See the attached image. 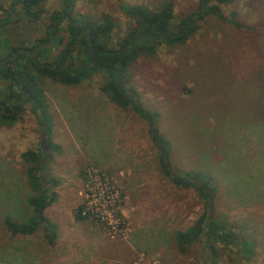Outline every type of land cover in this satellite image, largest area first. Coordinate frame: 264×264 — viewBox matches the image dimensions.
I'll use <instances>...</instances> for the list:
<instances>
[{
  "label": "rangeland",
  "instance_id": "rangeland-1",
  "mask_svg": "<svg viewBox=\"0 0 264 264\" xmlns=\"http://www.w3.org/2000/svg\"><path fill=\"white\" fill-rule=\"evenodd\" d=\"M10 1L0 0V5L8 9ZM165 3L174 5L173 31L201 5L200 0H75L74 11L83 19L110 17L115 26L109 44L118 47L136 26L135 18L123 12L125 6L142 5L155 11ZM209 4L220 5L227 20L242 27L208 13L203 26V19L198 21L205 26L204 34L207 31L203 39V30H196L184 44L160 45L155 54L140 55L127 69V85L138 92L144 109L154 114L155 128L167 144L164 162L149 137L148 120L100 89L104 74L71 87L47 78L38 80L49 104L47 138L59 147V151L51 148L42 168L36 169V175L44 177L41 188L56 194L44 213L72 215L81 209L86 213L89 236L102 231L110 243L124 240V257L117 258L110 246L102 264H211L214 259L220 264H264V216L260 214L264 213V0H210ZM43 7L45 13L38 21L24 19L0 29L1 57L8 54L10 45L29 47L35 39L45 38L48 15L61 10V0H44ZM2 15L0 10V18ZM212 28L225 31L228 41L212 40ZM201 39L204 52L199 48ZM48 57L43 51L40 60L49 61ZM7 84L0 80L1 89ZM42 133L26 102L20 122L0 125L2 228H6L3 217L20 222L16 213H31L26 201L34 191L26 175L28 165L20 155L46 152ZM126 170L132 173L129 194L117 179V172ZM185 174L197 175L215 190H206L208 197L202 198L193 187L172 182L173 176L184 178ZM206 200L211 201L220 223L236 228L234 239L227 245L214 241L215 257L202 249V243L180 252L178 233L156 227V221L166 220L168 228L173 222L171 228H175L179 214L203 212ZM122 212L138 213L152 227L138 225L134 230ZM229 212L234 215L228 216ZM148 213L149 220L145 218ZM251 220L254 225H248ZM179 225L175 229H182V223ZM2 228L0 238L5 237ZM45 235L44 229L37 231L32 241L39 250L29 249L28 264H58L35 254L46 256L53 249ZM240 240L254 243L249 259L240 254ZM133 241L136 247L130 249ZM70 263L63 260L59 264Z\"/></svg>",
  "mask_w": 264,
  "mask_h": 264
},
{
  "label": "trees",
  "instance_id": "trees-1",
  "mask_svg": "<svg viewBox=\"0 0 264 264\" xmlns=\"http://www.w3.org/2000/svg\"><path fill=\"white\" fill-rule=\"evenodd\" d=\"M209 1L200 0L198 10L183 18L176 31L171 29L174 19L172 3H165L155 11H150L142 5L125 6L123 12L135 18L136 26L127 33L118 47H113L109 44V38L115 24L110 17L83 19L76 16L75 0H61V10L48 15L49 24L44 39H35L29 47L10 45L8 54L0 56V80L8 81L5 89L0 87V125L11 126L20 122L25 113L26 102L31 105L32 112L37 116L47 148L41 156L33 151L20 155L23 163L28 165L26 175L34 191V195L29 196L26 201L33 217L26 223L6 217L5 223L11 232L33 234L44 223L47 231H50L47 235L49 243L52 244L55 239L54 227L43 213L55 202L56 194H48L41 188L40 180L44 177L37 176L36 169L42 168L44 157L49 156L48 151L51 148L59 151V147L51 145L47 138L50 132L49 104L38 85L39 78H47L54 83L71 87L95 74H104L105 81L100 89L123 108H132L148 120L149 137L160 152L161 162H164L167 157V144L155 128L154 114L144 109L138 92L127 85V69L140 55L155 54L160 45L184 44L198 29V21L208 13L227 20L220 5H211ZM9 5L8 9L0 5L3 12L0 29L7 23L24 19L36 22L45 13L44 0H11ZM229 21L239 28L242 27L238 22H232L230 19ZM43 51H46L49 61L40 60ZM172 182L184 188L193 187L202 198L208 197L206 190H215L211 183L200 180L193 174H185L184 178L173 176ZM80 210L75 213L78 219L85 217ZM203 212L190 229L176 235L178 247L180 252L185 253L191 245L205 239L211 250L210 255L215 257L218 251L214 241L227 245L234 239L235 231L215 218L211 201H205ZM239 245L242 257L249 259L254 254L252 240H240ZM211 264L220 263L214 259Z\"/></svg>",
  "mask_w": 264,
  "mask_h": 264
},
{
  "label": "crops",
  "instance_id": "crops-1",
  "mask_svg": "<svg viewBox=\"0 0 264 264\" xmlns=\"http://www.w3.org/2000/svg\"><path fill=\"white\" fill-rule=\"evenodd\" d=\"M224 21L226 23L229 22V20H224ZM229 23L232 24L231 22H229ZM203 24H204V19L202 20V26H203ZM204 28H205V26H204ZM204 28H202L200 26V24H198L197 33L201 31L200 29L203 30L201 33L202 39L207 34V31H206V34H204ZM224 34L227 35V33L225 31H224ZM224 34L221 33L220 30H216V29L212 28L210 36L213 38L212 40H214V38L218 39V40L221 38L225 44L226 41H228L227 40L228 36H225ZM202 39H201V44H200L199 48L201 49L202 52H204L205 51L204 50L205 42L202 41ZM211 51H212V54L214 55L216 48H213ZM228 51L231 52L232 50L228 49ZM250 84H251V82H250ZM261 86H264V85L261 84ZM133 158L135 161H138L137 160L138 158H135V156H133ZM131 175H132L131 171L128 172L127 170L117 172V179H118L120 185L123 187L122 189H124L126 194H129V191L132 188L131 185L133 183L128 182V178H130ZM125 198H126V203H127L129 198H128V200H127V196H125ZM124 210H125V206H124ZM132 211H133V209H132ZM122 213L125 217H128V219L130 220L131 225L133 226L134 230H136L140 225H142L143 227L146 226L147 228L152 227V225L149 221L143 223L144 219L143 220L140 219L143 216H139L138 213H132V212H122ZM203 213L204 212L179 214L178 215L179 219L177 220L176 227L180 223H182V229H175L176 227L171 228V227H173V222H171V227H169L171 229H169L168 227H165V226H168V223L166 222V220L162 221L159 219L156 221V227L164 228L165 230H170L172 232L174 229L175 233H183V232H186L188 229H190L196 223L197 219ZM233 213L234 212H229L228 216L232 217L234 215ZM52 214L53 215L43 213V215H45V217L50 221V223L54 227L55 239H54V242L52 244L49 243L48 236L45 235L48 239V244L53 249H51L50 252L48 251V254L46 256H44V255L40 256V252L35 253L37 255L38 259H40V258L46 259V260L50 259L52 261V263H58V264L61 263V261H63V260L71 262L70 264H102V263H105V259L102 257H103V255L105 256V253L107 254V252H109L108 249L110 248V246L114 247L115 254H116L117 258L121 259L124 257L123 249L126 246L124 240L118 241L117 245L114 242L110 243V242H108L105 234L102 231H100V233L102 235L98 231L95 235L89 236V234L86 231V225H85L86 224L85 223L86 218L85 217L78 219V218H76L75 214H72V215H66L64 213H52ZM260 214L262 217L264 216V213H260ZM147 215L148 216L147 217L145 216V218L147 220H149V217H151L150 216L151 213H148ZM15 216H16L15 217L16 219L18 218L20 220L19 223H26V222L30 221L33 217L32 213H23V214L16 213ZM29 216H32L31 219H28ZM251 217H252V214H251ZM3 218H4V220H2V221H4V223H5L6 217H3ZM215 218H216V212H215ZM140 220L142 222L138 223V221L140 222ZM246 224H248V223H246ZM5 225H6V223H5ZM45 225L46 224H44V223L41 224L39 229L42 228L46 232H48V234H50V231H47ZM248 225H254L252 220H251L250 224H248ZM0 228H2V227H0ZM93 229L94 228H92V227L90 228L91 231ZM231 229H233L235 232H237L236 228H231ZM2 230H3V233L5 234V237L0 238V248H3L4 255L0 256V258H1L0 264H28L29 258L31 257L29 255V252H28L29 249L35 250V252L39 250L37 243L32 241L33 238H35L38 230L35 233L29 234V235H24V234H20V233L15 234V233L11 232L10 229H8L7 225H6V228H2ZM30 243H31V245H30ZM198 243H202L203 244L202 249L204 251L209 250L208 252L210 253L211 250H210L209 246H206L207 241L205 239L201 242H198ZM198 243L191 245L189 248H192L194 245H198ZM129 247H130V249L132 247L135 248L136 247L135 242L133 241V243L130 244ZM79 250H84V252H79ZM204 251H202V254ZM18 253H20V254H18ZM64 256H66V257L68 256V258L62 259ZM76 261H77V263H76Z\"/></svg>",
  "mask_w": 264,
  "mask_h": 264
},
{
  "label": "built area",
  "instance_id": "built-area-1",
  "mask_svg": "<svg viewBox=\"0 0 264 264\" xmlns=\"http://www.w3.org/2000/svg\"><path fill=\"white\" fill-rule=\"evenodd\" d=\"M92 195H93V194H92ZM108 197H109V196H108ZM90 203H92V202H88V204H90ZM94 206H96V204H95V203H94ZM96 211H100V210L96 208ZM83 214H84V215H86V213H85V212H83Z\"/></svg>",
  "mask_w": 264,
  "mask_h": 264
},
{
  "label": "water",
  "instance_id": "water-1",
  "mask_svg": "<svg viewBox=\"0 0 264 264\" xmlns=\"http://www.w3.org/2000/svg\"><path fill=\"white\" fill-rule=\"evenodd\" d=\"M44 136V133H42V137Z\"/></svg>",
  "mask_w": 264,
  "mask_h": 264
}]
</instances>
